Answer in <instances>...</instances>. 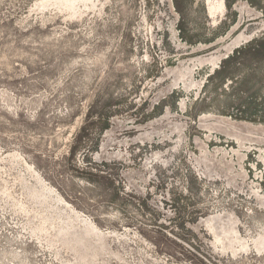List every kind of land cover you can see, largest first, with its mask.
I'll list each match as a JSON object with an SVG mask.
<instances>
[{"label": "rangeland", "instance_id": "374dc122", "mask_svg": "<svg viewBox=\"0 0 264 264\" xmlns=\"http://www.w3.org/2000/svg\"><path fill=\"white\" fill-rule=\"evenodd\" d=\"M0 264H264V0H0Z\"/></svg>", "mask_w": 264, "mask_h": 264}]
</instances>
